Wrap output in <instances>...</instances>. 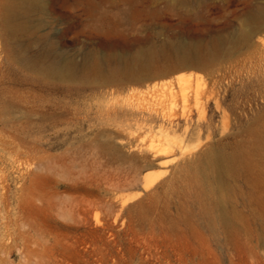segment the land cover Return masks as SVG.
Segmentation results:
<instances>
[{
  "label": "rangeland",
  "instance_id": "rangeland-1",
  "mask_svg": "<svg viewBox=\"0 0 264 264\" xmlns=\"http://www.w3.org/2000/svg\"><path fill=\"white\" fill-rule=\"evenodd\" d=\"M4 1L0 264H264V0Z\"/></svg>",
  "mask_w": 264,
  "mask_h": 264
},
{
  "label": "bare ground",
  "instance_id": "bare-ground-1",
  "mask_svg": "<svg viewBox=\"0 0 264 264\" xmlns=\"http://www.w3.org/2000/svg\"><path fill=\"white\" fill-rule=\"evenodd\" d=\"M19 0H5L4 2H3V4H2V6H3V12H2V16H3V19H4V22H5V26H7L8 27V29L10 30V29H12L13 27H15V28H17V24L14 26V25H12V23H11V21L13 20V18H14V16L16 15V8L18 7V5H17V3H21V1H19ZM21 12V11H20ZM22 17V16H21ZM14 22V21H13ZM16 22V21H15ZM17 33V32H16ZM17 35V34H16ZM20 42V41H19ZM21 43V42H20ZM49 44H51V43H49ZM46 45V44H45ZM23 48V47H22ZM45 48V47H44ZM50 48V47H49ZM26 49H28V48H26ZM18 50V49H17ZM50 50H52V49H50ZM9 51V50H8ZM28 51V50H27ZM13 52H14V50H13ZM12 52V53H13ZM22 52V51H21ZM21 52H20V54H21ZM46 52V51H45ZM6 53V52H5ZM7 53H9V52H7ZM6 53V54H7ZM17 55V54H16ZM32 55V54H31ZM18 56V55H17ZM8 57V56H7ZM33 57V56H32ZM36 57V56H35ZM13 58V57H12ZM17 58V57H16ZM19 58H21V57H19ZM33 59V58H32ZM48 59V58H47ZM13 60V59H12ZM18 60V59H17ZM23 60V59H22ZM49 60V59H48ZM19 61V60H18ZM21 61V60H20ZM8 62H10V61H8ZM40 62H42V61H40ZM51 62V61H50ZM24 63V62H23ZM23 63L21 64V65H23ZM35 63V62H34ZM33 63V60L32 61H30V60H28V59H26L25 60V64L24 65H26V67L28 66V67H33L35 64ZM46 63V62H45ZM54 63V62H53ZM36 66V65H35ZM38 67V66H37ZM10 68V67H9ZM12 68V67H11ZM41 68L43 69V73L45 72V73H49V74H55V75H58V76H61V75H66L67 74V71L70 69V66L68 65V64H65L64 66H57V65H52V64H48V65H44V66H41ZM10 69H8V71H9ZM4 71H6V70H4ZM14 71V70H13ZM11 72V71H10ZM3 73V72H2ZM5 73V72H4ZM3 73V74H4ZM7 73V72H6ZM42 73V74H43ZM75 73V72H74ZM11 74V73H10ZM5 75V74H4ZM1 76V75H0ZM5 76H7V74L5 75ZM184 76V75H183ZM182 76V77H183ZM9 77V76H8ZM88 77V76H87ZM1 78V77H0ZM11 78V77H10ZM12 78H14V77H12ZM180 79H182L181 77H179ZM178 77H177V79H179ZM2 79V78H1ZM4 79V78H3ZM21 79V78H20ZM81 79H83V78H81ZM188 79V78H187ZM190 79V78H189ZM23 80V79H22ZM86 80V79H85ZM2 81V80H1ZM4 81H5V79H4ZM8 81H10V80H8ZM24 81V80H23ZM75 81V80H74ZM93 81V80H92ZM181 81V80H180ZM180 81H179V83H180ZM184 82H185V80H183ZM187 81V80H186ZM6 82V81H5ZM16 82V81H15ZM77 82V81H76ZM75 82V83H76ZM11 83H13V81L11 82ZM21 83H23V82H21ZM86 83V82H85ZM84 83V84H85ZM97 83V82H96ZM74 84V83H73ZM82 84V83H81ZM87 84V83H86ZM89 84H91V83H89ZM92 84H94V83H92ZM198 84V83H197ZM7 85V84H6ZM10 85V84H9ZM8 85V86H9ZM75 85V84H74ZM95 85V84H94ZM181 85V84H180ZM183 85V84H182ZM181 85V86H182ZM11 86V85H10ZM13 86V85H12ZM82 86V85H81ZM92 86V85H91ZM181 86H179V87H181ZM186 86V85H185ZM15 87V86H14ZM73 87V86H72ZM76 87V86H75ZM86 87V86H85ZM84 87V88H85ZM198 87V86H197ZM3 88H7V87H3ZM12 88V87H11ZM11 88H9V90L11 89ZM78 88V87H77ZM91 88V87H90ZM14 89V88H13ZM13 89H11V90H13ZM18 89V88H17ZM74 89H76V88H74ZM86 89V88H85ZM185 89V88H184ZM8 90V91H9ZM10 90V91H11ZM77 90H79V89H77ZM81 90V89H80ZM181 90V89H180ZM9 91V92H10ZM19 91V90H18ZM65 91H66V89H65ZM188 91V90H187ZM2 92V91H1ZM4 92V91H3ZM2 92V93H3ZM76 92H78V91H76ZM171 92V91H170ZM14 93H15V90H14ZM72 93H74V91H72ZM82 93V92H81ZM175 93V92H174ZM5 94V93H4ZM65 94H66V92H65ZM69 94V93H68ZM183 96H184V94H182ZM173 97V96H172ZM161 100V99H160ZM169 120V119H168ZM174 121V120H173ZM165 147V146H164ZM161 149V148H160ZM162 150V149H161ZM165 149H163V151H164ZM167 150V149H166Z\"/></svg>",
  "mask_w": 264,
  "mask_h": 264
}]
</instances>
